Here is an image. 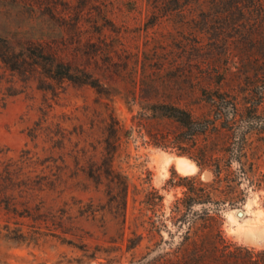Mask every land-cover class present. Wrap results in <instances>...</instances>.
<instances>
[{"label": "rangeland", "instance_id": "1", "mask_svg": "<svg viewBox=\"0 0 264 264\" xmlns=\"http://www.w3.org/2000/svg\"><path fill=\"white\" fill-rule=\"evenodd\" d=\"M233 7L0 0L10 51L39 46L96 84L0 59V264H208L213 252L264 248V15ZM156 104L202 124L213 109L222 116L192 138V119ZM203 146L229 166L231 199L219 207L217 191L192 204V176L213 177L192 159ZM174 156L197 169L182 172ZM207 211L230 250H192L193 213Z\"/></svg>", "mask_w": 264, "mask_h": 264}, {"label": "trees", "instance_id": "2", "mask_svg": "<svg viewBox=\"0 0 264 264\" xmlns=\"http://www.w3.org/2000/svg\"><path fill=\"white\" fill-rule=\"evenodd\" d=\"M216 2H222L223 0H214ZM229 1V0H225ZM234 3V7L248 10L249 13L255 11L257 15H264V0H230ZM242 6V7H241ZM233 7V8H234ZM243 10V11H244ZM0 59L1 61L7 66L10 70H21L25 65L30 67L29 71L37 70V67H41L45 70V77L50 79H55L56 81L63 82V81H70L73 83H83V84H90L92 86H96L92 82H88L86 79L77 80L76 76L74 75L73 68L70 63L65 62L62 58H59L57 55L49 53L46 55L44 50L41 47L39 48V53L36 52L35 47L31 44L26 46L24 49V55L21 53L14 54L8 46V42L5 39H0ZM46 57V58H45ZM45 58V59H44ZM41 81V79L39 80ZM44 83V82H42ZM40 87V86H39ZM43 87V86H42ZM220 97V96H219ZM221 100V99H220ZM218 97L217 99L212 98L211 105L215 106L216 108H220V104ZM154 109L157 110L159 115H168L170 117L176 118L178 121L185 123V120L181 117V115L187 116V120L189 121L192 119V138L196 135V131L201 129V126L207 127L209 121H212V124L215 123L216 120L220 119L221 112L216 111L213 109V116L209 118V120L205 121V124H202L200 121L197 120L192 114V118L188 112L183 109H180L174 105H166V104H156L154 105ZM170 109V110H169ZM155 111V110H154ZM224 123V122H222ZM224 128H228L224 126ZM216 129V128H215ZM217 130V129H216ZM201 131V130H200ZM205 131V130H204ZM219 137L222 136L218 130L214 131ZM224 134V133H223ZM223 137V136H222ZM115 143V142H113ZM155 145H160L155 143ZM192 159L195 161L196 165L201 167L206 166L211 168L213 177L211 180L204 182L197 181L195 176H192V204L195 202H209L211 201L212 192L217 191L220 196L218 199V204L216 207H219L220 204L224 203L225 201H229L231 198L229 197V189L232 190V186L229 184V177L228 172L229 166L222 165L220 163L221 159L214 158L210 155L207 151L206 146H203L200 150V156L198 158ZM224 184L225 189L227 192H223V189L220 187ZM206 187L209 189L206 190ZM126 184L122 182V191L123 194L126 192ZM224 188V187H223ZM223 194V195H221ZM124 196V195H123ZM219 205V206H218ZM235 203H230V206H234ZM121 213L124 212L125 204L121 206ZM220 208H214V210L218 211ZM194 214V223L196 220H201L202 223L198 226H192V250H230L226 242H224V238L221 236V233L216 227V223L218 222V212H202L200 214ZM233 250H244L243 252H221V255L215 254L214 252L211 255L210 260L207 262L208 264H264V248L255 249L246 246H237ZM252 250H258L254 253ZM203 255V254H202ZM200 253L196 254V257H200ZM203 259V257H202ZM197 260V259H196ZM193 264H202L200 262H195Z\"/></svg>", "mask_w": 264, "mask_h": 264}, {"label": "bare ground", "instance_id": "3", "mask_svg": "<svg viewBox=\"0 0 264 264\" xmlns=\"http://www.w3.org/2000/svg\"><path fill=\"white\" fill-rule=\"evenodd\" d=\"M174 157H175L174 161L178 169L181 170L182 172L187 173V172H191L193 169H197L196 168L197 166H195V164L187 157H183V156H174ZM241 214L242 211L240 214H238V216H241Z\"/></svg>", "mask_w": 264, "mask_h": 264}, {"label": "water", "instance_id": "4", "mask_svg": "<svg viewBox=\"0 0 264 264\" xmlns=\"http://www.w3.org/2000/svg\"><path fill=\"white\" fill-rule=\"evenodd\" d=\"M240 213H241V211L238 212V214H240Z\"/></svg>", "mask_w": 264, "mask_h": 264}]
</instances>
